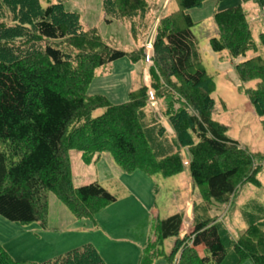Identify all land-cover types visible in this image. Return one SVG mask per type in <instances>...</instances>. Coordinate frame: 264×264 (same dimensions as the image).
<instances>
[{
    "label": "trees",
    "instance_id": "16d2710c",
    "mask_svg": "<svg viewBox=\"0 0 264 264\" xmlns=\"http://www.w3.org/2000/svg\"><path fill=\"white\" fill-rule=\"evenodd\" d=\"M175 1L178 9L162 18L157 27L153 65L149 68L150 88L165 104L159 112L170 134L150 108L145 86L137 87L135 96L130 93L128 101L118 105L102 96L86 94L96 69L126 57L144 63L143 48L133 56L102 44L93 31L81 30L76 13L64 11L63 0L47 7H42L39 0H0L2 218L45 228L47 192L54 193L77 220H92L102 207L116 202V197L97 183L73 187L67 156L72 149L80 152L84 162L108 152L127 175L141 172L164 178L182 172L186 153L189 179L201 193L207 212L213 204H227L239 182H257L258 172H251L249 177L241 173L250 164L249 155L227 136L226 127L210 116L208 97L214 81L205 71L199 40L191 32L194 23L186 13L199 7L202 0ZM257 4L263 7L261 0ZM103 9L106 16L116 19L118 13L145 12L146 5L145 0H105ZM245 16L240 5L214 13L217 36L208 41L214 54L245 57L234 67L241 83L263 74L256 66L264 67V55L256 53L246 58L256 45ZM258 41L264 54V33L258 35ZM245 96L264 123V84ZM97 109L103 112L94 117ZM94 203L96 207L92 208ZM250 207L249 212L242 211L248 216L247 231L242 234L248 242L261 238L264 242L263 235L254 234L255 229L264 232L258 225L264 218V206L256 200ZM193 217L194 224L188 231L191 247L184 244L187 238L175 239L166 256L169 260L180 251L177 264H264L260 243L256 249L261 254L246 241L230 243L221 223L212 224L207 215L193 213ZM181 229L180 214L159 221L157 244L161 247L162 240L177 238ZM85 261L105 264L90 244L40 264ZM0 264L22 263L13 261L0 246ZM140 264H150L147 253Z\"/></svg>",
    "mask_w": 264,
    "mask_h": 264
},
{
    "label": "rangeland",
    "instance_id": "374dc122",
    "mask_svg": "<svg viewBox=\"0 0 264 264\" xmlns=\"http://www.w3.org/2000/svg\"><path fill=\"white\" fill-rule=\"evenodd\" d=\"M104 1L63 0V8L65 12L76 13L81 30L83 32L93 31L102 44L115 50L131 53L133 56L138 54L140 48L144 49V55L149 54L148 67L142 61L134 63L126 57L95 70L86 94L102 96L110 104L118 105L127 102L130 93L135 96L134 92L140 85L147 87L148 92L151 91L149 68L153 65L152 45L157 27L160 20L177 10L178 6L175 0H145V12L142 10L135 15L118 13L116 19H111L104 12ZM261 1L263 7L257 4L258 0H202L199 7L186 11L194 23L191 32L199 40L203 66L214 81V89L210 98L208 97L211 119L223 124L227 129V136L237 142L241 151L249 155L250 164L242 168V176L249 177L251 172H258L257 182L254 184L246 183L244 180L239 182L233 197L227 204H213L208 212L203 206L201 193L192 186L190 198L196 203L195 213L201 217L207 215L212 224L221 223L222 230L230 243L238 242V240L248 242L242 234L243 231H247L246 217L248 216L243 215L242 211L249 212L252 209L251 202L256 200L264 206V123L263 119L255 114L254 108L245 96V93L253 92L256 87L264 84V67L256 66L262 70L263 74L254 75L241 83L236 76L234 67L245 57L233 59L226 52L220 55L214 54L209 48L208 41L212 36H217L213 20L214 13L240 5L246 14V25L251 29L256 45L255 48L247 52L246 58L256 53L264 55L260 51L258 41V35L264 33V0ZM39 2L42 7H47L55 4L56 0H39ZM21 8H23L22 5ZM12 11H14V6ZM4 12L10 15L6 8H4ZM3 20L4 23H9L6 17ZM161 65L163 66V64ZM166 75L169 77L167 73ZM166 75H163V78H166ZM160 78L162 79V75ZM165 81L168 80L165 79ZM176 84L179 85L178 82ZM151 92L154 94L153 91ZM154 98V104L149 103L150 108L162 125L168 129V132L172 133L168 123L161 118L160 112H157L164 108L163 100L158 99L155 94ZM102 112L103 109H97L92 115L96 117ZM67 156L74 188L97 183L114 195L118 203L130 210L135 206V202L133 204L134 200L129 193L137 192L146 211L145 225H148L146 232L149 240L157 238L158 222L180 214L184 201L189 200L186 192L188 187L186 182L190 180L187 172L188 166L183 165L182 172L172 177L164 178L160 175L148 177L141 172L132 175L123 173L108 152L101 153L98 157H92L89 162H84L80 152L73 149L67 152ZM183 158L189 163L186 153H183ZM124 186L127 187L129 193L126 192ZM46 195L45 230L38 223L25 225L7 221L0 216V246L9 257L22 264H40L82 246L85 240H87L85 244L93 243V247L96 246L101 254H105L109 247L101 238L97 237L95 226L92 223L93 219L77 220L54 193L47 192ZM152 205L157 210L154 215L148 211ZM90 206L95 208L96 204ZM105 207H102L96 215L102 212ZM183 216L181 214L183 226H187L186 224L192 221V227L194 217L190 215L183 218ZM258 221V225L264 231V218ZM260 231L255 229L254 234L258 233L264 236V232ZM175 239L178 237L161 241L166 253L174 245ZM248 243L256 253L261 254L260 249H256L257 243H260L264 249L262 238L257 242L249 241ZM153 247L151 245L148 251ZM83 263L87 264V261ZM243 264L250 263L246 261Z\"/></svg>",
    "mask_w": 264,
    "mask_h": 264
},
{
    "label": "crops",
    "instance_id": "0c3cea01",
    "mask_svg": "<svg viewBox=\"0 0 264 264\" xmlns=\"http://www.w3.org/2000/svg\"><path fill=\"white\" fill-rule=\"evenodd\" d=\"M165 129L168 131L167 128ZM186 183H188L186 192L189 196V200L184 201L180 215L193 216V213L196 211V203L190 198L192 195V183L190 180ZM125 190L129 193L127 187H125ZM129 194L132 195L131 197L134 200L133 204L135 202V206L133 208L131 207L132 211L124 205H121V203H118L116 200V202L106 206L103 211L96 215L92 220L97 237L101 238V240L109 247L105 254H101L99 249L94 246L104 263L140 264L143 256L147 253L150 258V264H177L180 251L172 260H169L166 256L169 255L172 248L166 253L163 243L160 247L156 242V238L151 240L148 239L146 232L148 225H145L146 211L143 208L140 196L134 191ZM148 211H150V214L154 215L157 210L155 206L152 205ZM190 227L191 226H183L182 224L181 232L178 234L179 240H182L183 237L188 234ZM45 229L46 228H44V230ZM85 243H87V240L84 241V244ZM90 245L93 246V243ZM151 245L154 247L152 250L148 251V248Z\"/></svg>",
    "mask_w": 264,
    "mask_h": 264
},
{
    "label": "built area",
    "instance_id": "2783aa9c",
    "mask_svg": "<svg viewBox=\"0 0 264 264\" xmlns=\"http://www.w3.org/2000/svg\"><path fill=\"white\" fill-rule=\"evenodd\" d=\"M146 61H148V56H146ZM148 97H149V100H154V98H153V93L152 92H149L148 93ZM186 164V163H185ZM192 221H191V223H188V224H186L187 226H191L192 225Z\"/></svg>",
    "mask_w": 264,
    "mask_h": 264
}]
</instances>
